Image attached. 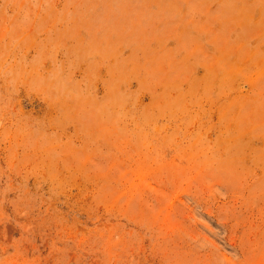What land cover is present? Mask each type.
I'll use <instances>...</instances> for the list:
<instances>
[{
    "label": "rangeland",
    "instance_id": "374dc122",
    "mask_svg": "<svg viewBox=\"0 0 264 264\" xmlns=\"http://www.w3.org/2000/svg\"><path fill=\"white\" fill-rule=\"evenodd\" d=\"M0 264H264V0H0Z\"/></svg>",
    "mask_w": 264,
    "mask_h": 264
}]
</instances>
